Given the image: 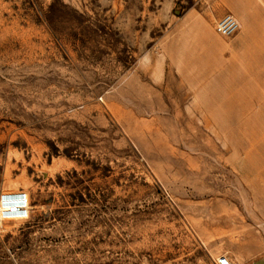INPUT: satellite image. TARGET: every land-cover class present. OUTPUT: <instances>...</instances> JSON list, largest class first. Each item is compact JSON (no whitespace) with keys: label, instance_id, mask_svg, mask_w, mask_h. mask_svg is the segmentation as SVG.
I'll list each match as a JSON object with an SVG mask.
<instances>
[{"label":"rangeland","instance_id":"1","mask_svg":"<svg viewBox=\"0 0 264 264\" xmlns=\"http://www.w3.org/2000/svg\"><path fill=\"white\" fill-rule=\"evenodd\" d=\"M212 9L0 0V264L264 258V33L187 53Z\"/></svg>","mask_w":264,"mask_h":264},{"label":"crops","instance_id":"2","mask_svg":"<svg viewBox=\"0 0 264 264\" xmlns=\"http://www.w3.org/2000/svg\"><path fill=\"white\" fill-rule=\"evenodd\" d=\"M213 3V9L209 12L205 10V14L208 15V22L203 24V34L197 29V40L194 43L191 50H187V53L191 51V54H195L198 58L203 56L205 59L208 56H213L214 60L220 61L222 57L227 54H246L247 48H251L254 38H261V33H264V0H211ZM232 14L238 20L239 30L231 41L235 44L232 50L227 51L226 46H221L222 43H226L224 37L214 30V23L224 15ZM215 22V23H216ZM205 26L209 30V34L206 33ZM189 30V29H188ZM234 36V35H232ZM188 46V44H187ZM194 48V50H193ZM244 49L241 51L240 49ZM206 60V59H205ZM231 260V259H230ZM232 262V260H231ZM233 264V262H232ZM241 264H264V258H259L246 263Z\"/></svg>","mask_w":264,"mask_h":264},{"label":"built area","instance_id":"3","mask_svg":"<svg viewBox=\"0 0 264 264\" xmlns=\"http://www.w3.org/2000/svg\"><path fill=\"white\" fill-rule=\"evenodd\" d=\"M239 23L238 20L235 18L232 14H226L222 16L217 22H216V29L219 34L223 36H232L239 30ZM15 197V196H13ZM15 199V198H14ZM16 201H9V199H6L5 196V206H8L7 209H1L0 211V218H3L2 213L7 215L6 217L14 216V217H24L28 214V200L27 198L24 199L23 195L17 196L15 199ZM217 264H232L230 258L227 255H221L217 259Z\"/></svg>","mask_w":264,"mask_h":264},{"label":"bare ground","instance_id":"4","mask_svg":"<svg viewBox=\"0 0 264 264\" xmlns=\"http://www.w3.org/2000/svg\"><path fill=\"white\" fill-rule=\"evenodd\" d=\"M26 198H27V195H26ZM6 199H8V198H6ZM10 199H12V200H13L14 198H10ZM14 200H15V199H14ZM7 209H8V208H7ZM9 209H10V208H9Z\"/></svg>","mask_w":264,"mask_h":264}]
</instances>
